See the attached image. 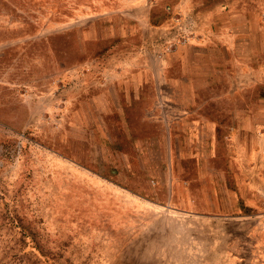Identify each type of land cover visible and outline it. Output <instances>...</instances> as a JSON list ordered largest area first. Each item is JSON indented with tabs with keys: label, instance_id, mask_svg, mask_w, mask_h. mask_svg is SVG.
<instances>
[{
	"label": "rangeland",
	"instance_id": "1",
	"mask_svg": "<svg viewBox=\"0 0 264 264\" xmlns=\"http://www.w3.org/2000/svg\"><path fill=\"white\" fill-rule=\"evenodd\" d=\"M139 14L175 30L152 45L150 70L207 36L235 45L240 30L264 37V0H0V264H264V54L246 69L222 56V72L205 75L199 87L210 88L193 96L198 127L205 118L220 134L231 114L225 92L245 85L247 105L260 106L256 154L240 156L235 140L179 142L188 102L133 88L131 70L142 69L150 46L120 38L119 21L126 28ZM109 25L119 38L97 47ZM186 55L176 77L195 71ZM238 178L255 179L258 201L239 213L225 201L218 212L212 198L240 193Z\"/></svg>",
	"mask_w": 264,
	"mask_h": 264
},
{
	"label": "crops",
	"instance_id": "2",
	"mask_svg": "<svg viewBox=\"0 0 264 264\" xmlns=\"http://www.w3.org/2000/svg\"><path fill=\"white\" fill-rule=\"evenodd\" d=\"M243 12L244 10H241V9H239L238 12H236V14L239 17H241V22L243 21L242 28H241L242 31H244L245 20H246V17L243 14ZM141 18L142 17L139 14L138 18L135 17V21H134L135 23L133 25L132 24L128 25L126 28L124 27L123 20L119 21L120 22L119 24L120 32L122 33L121 36H119L120 38L121 37H131V38L138 40L139 38L144 37L143 40H141L142 42L141 45L143 47L145 45H147L148 47L150 46L149 48L146 49L148 51L147 58L144 59L143 56L140 57L141 62H142V66H141L142 69L131 70V76L132 78L135 79L134 80L135 85L133 88L137 89L138 91L139 89L145 88L150 93L151 92L150 87H152L153 93H154V90H157L158 94L169 95V98H173L175 101L178 100L180 104L183 102V106H185V103L188 102L189 108H190V114H189L190 117H188L189 121L188 122L186 121L184 123V125H187L190 127L189 131H186L188 136L186 135V137H184L183 139V137H181L182 135L180 136L178 134H172L173 136H180V138L177 139L176 141H179V142L183 140L203 141L205 139L209 140L212 137H214L216 141L220 139L222 142H227V140L228 141L235 140L236 141L235 145L237 147L236 149L238 153L240 154V156L243 154L244 151L249 152L250 157H252L253 154L255 155L257 151V147H258L257 145H258L259 137L256 133L257 132L256 128L253 129V131H251V129L252 127L254 126L256 127L257 125L262 123L261 120H259L261 113H260V106L258 105V103L253 102V104L248 103L247 105V102L245 101V96H244L246 93L245 85L233 86L231 91L225 92L229 94L230 97H229V101L226 104L224 103V105L222 106L224 109H227V112L229 111V113L231 114H229V117L224 116L225 120L222 119L223 121H225L226 124L222 126V129L224 128V130L220 134L217 133L218 124H216L214 121H209L208 119H205V118L202 119L200 123L206 125L207 128L203 129V128L198 127L197 125L198 121H195L194 117L196 115L195 113L198 109L199 103L196 102V99L195 97L193 98V96L199 93H202L204 90L210 88L208 86L199 87V85L205 86V84L207 83L208 78H205V75L209 74L208 77L212 78L213 74H217L216 72L217 70H220L222 72L223 66L218 67L217 65H215L216 61L221 62L223 60L222 56H225L224 61L227 64L230 65V63H232L233 66L237 64L239 68L246 69V61H247L246 59L247 58L253 60L254 57L259 55V53L264 54V37H261L262 43L256 40L251 41L247 39L246 33L245 32L243 33L240 30L239 33L237 34L238 44L235 45L233 43V40L230 39L229 36L227 35L226 36L218 35V37L214 39H209V37L207 36L205 37V39L207 40L205 44L195 45V46L191 45L189 47L188 46L183 47L182 49H179L177 52L169 53L165 55L164 58L161 59V61L158 60L159 62L162 63L160 67H162L163 69L150 70L148 69L149 67L147 68V66H145V62L148 60V58L150 59V61H152V58L150 56V51H153L151 49L152 45H157L159 47V45L160 44L163 45V43L166 40H174L175 36L172 37L173 34H171V32L175 30H171L169 27H164V26L152 27L151 25H149V21L145 20V17L143 19ZM195 18L197 19L198 16ZM112 25H109L110 26V34H109L110 36L98 38L100 40V43L99 45H97V47H103L102 45L111 44L110 40H113L115 37H117L114 31V28H113L114 26L112 27ZM145 25L146 26L149 25L148 27H146L147 30H143L141 28V26H145ZM154 25L157 26L156 24ZM230 27L231 25L229 22L222 24V28L229 29ZM198 28L200 31H206L205 30L206 28L204 29V25L202 22H200ZM127 30L128 32H125ZM105 32L107 33V31ZM106 33L104 36H106ZM138 43H140V40H138ZM184 53L191 55L190 58H191V61H193L191 66H193L195 71L193 72L192 69L181 70V72H179L180 77H176L175 74L178 72H175V67H176L175 63L181 60L183 64H186V62L190 61L189 59H187V61L185 60V58H187V55L186 54L183 55ZM212 55H213V58H212ZM215 57H217V60L215 59ZM206 64H212V68H208ZM157 66H158V63H157ZM228 67L229 66H227V68ZM210 69H212L211 72L207 71ZM223 72L226 73L227 77H230V78L236 77L234 71L229 70L228 72H226L225 70ZM242 73L243 75H241V78L244 79L242 80L244 83L245 81L244 76H246L244 73V70H242ZM170 74H172V76ZM153 77L162 79L160 82L157 79V84L155 87L149 85L151 81L150 79ZM199 78H202L201 82H198ZM237 78L240 79V75H238ZM170 79H172L171 82H169ZM239 79L237 80L238 84H240ZM232 83L234 84V81H232ZM209 84H210L209 86H212L213 81H210ZM113 85H115L114 81H113ZM171 94L173 96H170ZM239 95H240V99L237 100V102H235V98H237ZM246 109H252L251 110L252 112H248V110ZM192 121L194 122V124H191ZM174 125H177V124L174 123ZM204 135H207V136H204ZM240 173L244 175V170H242V172L236 170L237 175H239ZM254 180L246 181L244 184H241L242 182L241 178H238V185L241 187V189L239 190L240 193L236 194L235 191L226 190L224 191V195H227V197H224L222 201L220 200V203L218 202L219 201L218 197H215V199L212 198L213 203L211 204V206L218 209V212L222 213L225 211L223 209L224 207L227 209V207L225 206V203H226L225 201H228V202L230 201V205H236L231 210L233 212L239 213L240 206L242 205L245 206L247 203H251L252 201H258L254 197L250 198V193L252 189L256 188V187L251 188V185L255 183ZM228 210L230 209L228 208ZM231 210L229 212H231Z\"/></svg>",
	"mask_w": 264,
	"mask_h": 264
},
{
	"label": "built area",
	"instance_id": "3",
	"mask_svg": "<svg viewBox=\"0 0 264 264\" xmlns=\"http://www.w3.org/2000/svg\"><path fill=\"white\" fill-rule=\"evenodd\" d=\"M188 42V40L187 39H185L184 41H182V44H184V43H187Z\"/></svg>",
	"mask_w": 264,
	"mask_h": 264
},
{
	"label": "bare ground",
	"instance_id": "4",
	"mask_svg": "<svg viewBox=\"0 0 264 264\" xmlns=\"http://www.w3.org/2000/svg\"><path fill=\"white\" fill-rule=\"evenodd\" d=\"M138 234V233H137ZM216 253V252H215ZM216 256V255H215Z\"/></svg>",
	"mask_w": 264,
	"mask_h": 264
}]
</instances>
